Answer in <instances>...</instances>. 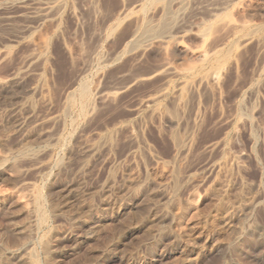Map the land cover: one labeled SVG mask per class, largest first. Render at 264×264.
Masks as SVG:
<instances>
[{"label":"rangeland","instance_id":"1","mask_svg":"<svg viewBox=\"0 0 264 264\" xmlns=\"http://www.w3.org/2000/svg\"><path fill=\"white\" fill-rule=\"evenodd\" d=\"M0 264H264V0H0Z\"/></svg>","mask_w":264,"mask_h":264},{"label":"bare ground","instance_id":"2","mask_svg":"<svg viewBox=\"0 0 264 264\" xmlns=\"http://www.w3.org/2000/svg\"><path fill=\"white\" fill-rule=\"evenodd\" d=\"M35 5H36V6H32L33 13L36 14V15H39V16H41V17L44 16L48 10L51 9V7L47 6V5L44 4V3H43V4H42V3H38V4H35ZM239 27H240L241 29H245V28H247L248 26H247V24H245V23H241V24L239 25ZM177 47H179L181 50H186L185 47H183V46L177 45ZM192 54H193V53H192ZM196 57H198V58H204V57H205V53H204L203 51H200V52L196 53ZM214 74H215V73H213V75H211V77H215ZM215 75H216V74H215Z\"/></svg>","mask_w":264,"mask_h":264}]
</instances>
